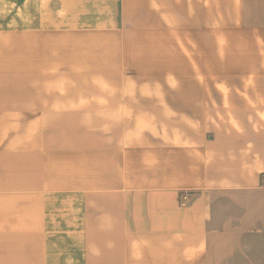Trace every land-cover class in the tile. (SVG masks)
<instances>
[{
	"label": "crops",
	"instance_id": "1",
	"mask_svg": "<svg viewBox=\"0 0 264 264\" xmlns=\"http://www.w3.org/2000/svg\"><path fill=\"white\" fill-rule=\"evenodd\" d=\"M0 264H264V0H0Z\"/></svg>",
	"mask_w": 264,
	"mask_h": 264
},
{
	"label": "built area",
	"instance_id": "2",
	"mask_svg": "<svg viewBox=\"0 0 264 264\" xmlns=\"http://www.w3.org/2000/svg\"><path fill=\"white\" fill-rule=\"evenodd\" d=\"M190 203V200L188 199V197L183 198V205H188Z\"/></svg>",
	"mask_w": 264,
	"mask_h": 264
}]
</instances>
